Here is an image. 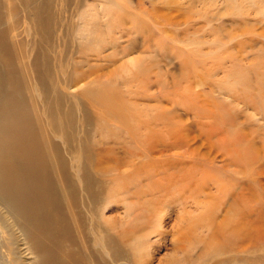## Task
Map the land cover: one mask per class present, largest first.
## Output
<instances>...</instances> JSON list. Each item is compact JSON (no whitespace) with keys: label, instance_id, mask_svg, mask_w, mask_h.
<instances>
[{"label":"rangeland","instance_id":"obj_1","mask_svg":"<svg viewBox=\"0 0 264 264\" xmlns=\"http://www.w3.org/2000/svg\"><path fill=\"white\" fill-rule=\"evenodd\" d=\"M10 1L15 8L7 3L3 19L20 33L30 79L38 35L24 6ZM76 1L54 0V32L47 46L52 65L65 46L70 60L83 61L80 68L87 75L65 88L75 92L109 83L121 103L139 107L141 118L147 115L152 129L147 156H134L133 166L107 167L119 186L126 182L132 190L110 203L104 216L116 215V233L122 227L123 236L135 237L142 264H161L174 246L197 253L208 223L213 229L226 228V233L239 224L226 244V260L259 264L264 256V0H116L121 10L114 18L131 26L128 40L87 43L93 48L83 53L78 44L85 38L80 40L74 30L80 23ZM98 2L97 21H107L105 0ZM89 104L88 112L95 115ZM225 130L226 152L215 142ZM97 137V151L110 144L105 136ZM243 147L248 159L253 153L247 165L236 158V149ZM113 151L119 157L128 153L120 146ZM192 167L196 178L202 175L210 182L192 177ZM220 183L226 194L219 192ZM5 237L0 225V254L9 262L13 254Z\"/></svg>","mask_w":264,"mask_h":264},{"label":"bare ground","instance_id":"obj_2","mask_svg":"<svg viewBox=\"0 0 264 264\" xmlns=\"http://www.w3.org/2000/svg\"><path fill=\"white\" fill-rule=\"evenodd\" d=\"M17 1L24 6L38 35V49L29 64L33 73L29 79L21 56L20 33L3 19L4 6L10 3L15 8L16 3L0 0V225L13 254L9 262L0 254V264H142V250L135 246V237L123 236L126 231L122 227L123 234L116 233L120 219L116 215L106 217L104 212L120 195L131 193L132 187L126 182L119 186L107 167L133 166L134 156H147L146 141L152 132L147 113L141 118L139 107L121 103L117 88L106 82L102 86L78 87L75 92L67 90L65 86L87 74L80 68L82 60L69 59L66 46L65 51H58L59 59L52 65L47 46L54 32V0ZM76 3L80 23L74 28L75 36L85 38L83 43L79 41L80 53L92 47V42L103 46L119 38L128 40L131 26L114 18L121 10L118 1L105 0L102 11L107 21H97L98 0ZM86 103L92 104L95 115L88 112ZM224 132L215 142L226 152ZM102 135L110 144L97 151V136ZM116 146L128 153L119 157L113 151ZM246 151L244 147L236 149V158L244 165L253 157L251 153L248 159ZM189 170L202 184L210 182L211 178L202 175L196 178L194 167ZM147 176L150 178L149 173ZM220 184L218 191L226 194L225 184ZM125 210L129 213L127 207ZM238 225L226 233V228L213 229L208 223L197 253L174 246L160 263L250 264L249 260H226V244L238 232ZM259 261L264 264V256Z\"/></svg>","mask_w":264,"mask_h":264}]
</instances>
